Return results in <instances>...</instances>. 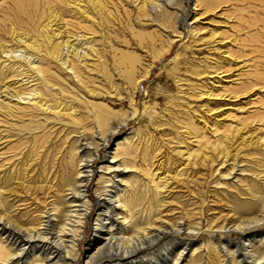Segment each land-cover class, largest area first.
<instances>
[{
  "label": "rangeland",
  "instance_id": "374dc122",
  "mask_svg": "<svg viewBox=\"0 0 264 264\" xmlns=\"http://www.w3.org/2000/svg\"><path fill=\"white\" fill-rule=\"evenodd\" d=\"M78 1L0 0V66L6 58L1 45L14 42L10 29L13 26L28 38H38L40 49H44L47 36L42 28L50 9L63 20L70 35L78 40L90 38L95 50L83 60L84 65L78 66L87 80L86 88L77 85L54 61L45 59L44 50L38 52L49 80L72 93V97L67 94L60 99L72 103L75 121L84 124L89 135L94 125L92 112L105 109L110 129L116 130L109 138L115 143L112 147H117L118 142L123 150L135 152L139 158L137 170L159 167L157 172L171 177L163 213L179 222L191 216L201 219L202 231H182L180 238L168 241V261L160 245L161 250L143 255L140 264H145L147 258L153 259L152 264H172L181 238L195 239L182 264H227L217 245L225 242L234 249L233 243L237 242L243 252L242 238L231 230L215 228L231 218L229 225H233L238 213L264 209V2L198 0V14L193 17L195 0H182L188 13L184 20L176 22L180 0L164 2L170 11L165 17H155L148 5L142 6L144 0H100L106 9L98 10L89 0H81L80 5ZM17 54L18 58L25 56L24 52ZM54 88L51 94L57 91ZM51 94L47 97L52 101L56 95ZM93 103L101 105L94 107ZM133 107L137 109L135 116ZM44 117L41 114L39 121ZM124 118L127 121L121 125ZM68 119L49 122L41 131L43 138L51 140L45 151L51 157L78 145L74 139L79 132ZM32 125L29 116L0 115V167L20 149L29 147L32 138L26 130ZM241 134L246 136L243 145L237 140ZM111 144L100 148L101 156L109 155L105 152ZM211 144H217L216 152L222 148L223 154L226 150L229 153L217 158ZM204 152L209 156L201 163ZM229 164L235 166L233 171ZM41 165L36 169L40 173L35 171V175L43 173ZM228 172L232 173L227 175ZM39 179L34 184L28 181L27 188L12 195L22 223L26 220L20 214H26L33 196L37 192L42 196L37 184L45 181ZM139 180L145 192V181L141 176ZM140 203L139 222L156 208V200L140 196ZM207 223L216 226L211 229ZM88 224L90 235L93 224ZM87 234L79 244L80 263L84 260ZM255 238V250L264 259V247ZM236 259L241 256L236 254Z\"/></svg>",
  "mask_w": 264,
  "mask_h": 264
},
{
  "label": "bare ground",
  "instance_id": "6f19581e",
  "mask_svg": "<svg viewBox=\"0 0 264 264\" xmlns=\"http://www.w3.org/2000/svg\"><path fill=\"white\" fill-rule=\"evenodd\" d=\"M89 1L93 9L96 7L97 10L99 7L106 9L105 4L100 0ZM167 1L170 2V0ZM167 1L144 0L142 6L148 5L155 17L159 15L165 17L170 13L164 3ZM259 1L264 2V0ZM80 2L81 0L77 4L80 5ZM178 5L176 22L184 20L185 14L188 13L182 0ZM197 6L198 0H195L193 17L198 14ZM83 11L87 12V9ZM49 13L51 14L42 28L47 36L44 49H40L41 42H38V38H28L14 26L10 28L13 29L11 36L14 42L1 45V51L6 58L0 66V115L29 116L33 125L26 130L28 137L32 138L29 141V147L26 150L20 149L14 157L0 167V264H140L143 255H148L146 253L156 251L161 246L165 249L161 254L164 260L168 261L170 244L168 241L176 237L180 238L182 231L187 233L195 232V230L202 231L201 219L195 220L196 218L194 219L189 213L190 219L179 222L175 220L176 218L171 220L163 213L164 198L168 194L165 192L171 177L157 172L159 167L156 169L151 166L143 169L139 167L137 170L135 164L139 158L135 152L133 154L130 150H123L118 142L117 147H112L115 143L110 142L109 138L115 134L116 130L110 129L105 109L100 108L99 111L91 114L94 123L90 128L92 136L84 131L86 128L84 124L75 121L76 108L71 102L60 99L62 95L67 96V94L72 97L71 91L49 80L48 69L40 63L38 52L44 50L45 59L54 61L59 68L69 74L73 81L77 82V85L86 88L87 80L82 78L78 66L84 65L83 60L95 48L90 38L78 40L66 31L61 18L52 13L51 9ZM178 32L180 34V31ZM17 51L24 52L25 56L18 58ZM135 84H139V81ZM54 86L57 91L51 94V91L55 89ZM87 90L91 93L93 91ZM50 94L56 95L52 101L47 97ZM92 105L96 107L95 105L101 104L93 103ZM136 113L137 109L133 107V116ZM41 114H45V117L44 120L39 121ZM64 117L69 118V124H73L78 130L79 137L74 139L78 145L71 146V149L66 151L63 147L64 150L53 153L51 157L49 152H45L51 140L43 138L44 132L41 131L47 123H58ZM126 121L127 119L124 118L121 125H124ZM217 124L220 123L217 122ZM234 137L230 138L234 139ZM245 138L246 136L241 134L240 139H237L240 140L238 144L243 145ZM110 143H112L111 146L106 147L108 149L105 152L109 155L101 156L100 148ZM211 146V151L217 153V158H220L223 154L222 148L216 152L217 144H211ZM125 147L127 148V145ZM228 153L226 150L222 157H226ZM208 156L207 152H204L201 155V163L207 161ZM97 160H99L98 163ZM223 162L225 163V160ZM40 163L44 170L40 176L37 174L42 179L40 180L39 177L37 179L45 182L38 183L37 189L42 196L39 197L38 192L33 196L26 214H20L26 220L22 223L17 218L20 209L17 205L15 206L12 199L20 188H27L28 181L33 184L37 182L35 178L37 175L34 172L37 171ZM229 165L232 166L233 171L235 166ZM215 170L220 171L219 168ZM39 171L37 173H40ZM130 174H133L132 178L128 177ZM140 176L145 181V192L140 189ZM174 176L177 177L178 173ZM29 189H31L30 185ZM147 195L156 200V208L147 215L146 219L139 222V214L141 215L142 211L140 196ZM236 216L237 218L233 217V225H229V222L233 220L230 217L229 221L215 229H228L231 233L239 234L242 238L243 252L239 251L237 242L233 243L234 249H230L225 242L216 244L220 249L217 251L222 252L223 260L227 264H241V262L263 264L264 259L258 257V252L255 250L254 238L258 237V243L264 247L262 228L264 209L246 214L238 213ZM90 222L93 224L92 232L88 235ZM207 226L213 229L216 225L207 223ZM86 234L88 242L84 250V260L80 263L79 244ZM194 244L195 239L181 238L178 245L180 250L176 252L175 261L172 264H182L185 255ZM211 244L212 247L215 246L214 242ZM236 254L241 256V259H236ZM249 258L252 262L248 260ZM166 261L164 264H168ZM152 263L151 258L145 261V264Z\"/></svg>",
  "mask_w": 264,
  "mask_h": 264
}]
</instances>
